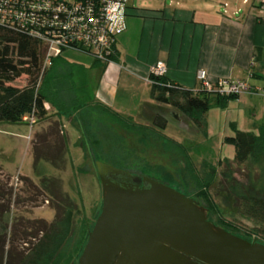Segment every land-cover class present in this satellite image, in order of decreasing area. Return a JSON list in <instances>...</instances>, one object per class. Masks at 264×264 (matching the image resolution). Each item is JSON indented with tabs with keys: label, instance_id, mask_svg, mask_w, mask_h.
Here are the masks:
<instances>
[{
	"label": "rangeland",
	"instance_id": "374dc122",
	"mask_svg": "<svg viewBox=\"0 0 264 264\" xmlns=\"http://www.w3.org/2000/svg\"><path fill=\"white\" fill-rule=\"evenodd\" d=\"M165 1L168 5L171 0ZM192 1L198 0H183V4L189 5ZM62 57L77 63L91 60L89 56L74 51L64 52ZM43 68L42 64V70ZM42 70L40 77L43 75ZM27 83L28 78L23 76L14 84L24 87ZM72 88L77 86L71 85L70 90ZM87 91L74 93L73 97L80 99L79 105L91 104L88 97H91L94 91ZM154 106L157 107L154 111L144 107L136 120L138 125L151 129L155 115L165 117L168 121L166 130L162 133L155 130L157 133L153 135L147 130H124L115 118L113 121L112 117L104 114L96 105H89L84 111L87 114V121H90L83 127L79 125L78 117L67 116V121L70 123L66 126L67 134L61 135V127L55 126L56 122L52 123L54 138L52 142H43L47 149L52 147V150L62 156L60 162H64L65 168L59 171L50 167L52 165L49 162L48 165L36 164L34 158L38 157L39 150L37 144H34L36 147L33 148L34 156L32 155L28 145V127L1 124L0 237L6 241L7 251L10 245L9 251L15 246L18 253L29 252L41 239L42 232H45L41 222L53 224L55 219L59 220L63 217L62 205L72 212L70 224H67L68 240L65 239L60 244L62 250L68 252L72 250L78 240L82 220L85 219L89 226L95 222V212L102 201V186L93 160L81 146L82 140L87 144H90L89 140L99 141V145L94 144V154L98 155L100 162L105 164H113V160L122 158L125 152L132 154L131 159L136 156L141 157L139 162L141 165L137 167L142 170V175L153 176L165 182L175 180L184 190L181 192L185 195L196 196L201 190L198 183H206L205 176L210 169L204 163L216 167L218 169L216 179L212 178V182L208 184L210 193L208 199L213 204L212 212L208 214L209 220L221 228H230L240 235L261 240L262 236L258 232L261 225L246 219L238 205L242 196L264 197V155L239 165L234 162L233 146L226 144L224 140L235 136V130H249L252 128V123H257V126L263 124L264 110L258 106L257 117L253 116V111H246V116L243 117L232 100L230 102L232 109L213 106L204 116L202 125L197 126L174 106L158 103ZM175 115L179 116V121L174 118ZM248 119L250 122L246 123ZM257 129L250 132L258 135ZM14 133H19L21 136ZM161 137L189 148L190 159L170 152L167 154L165 142L160 139ZM87 151L92 153V149ZM220 161L223 162L222 166H219ZM194 173H197L202 180L198 182ZM49 178L60 182L58 190L64 198L63 201L56 197L59 192L57 190L55 195L50 191L49 196L45 195L43 183ZM194 200L201 206L209 207L203 196H196ZM66 227L63 226L62 229L65 230ZM13 253L16 254L15 250Z\"/></svg>",
	"mask_w": 264,
	"mask_h": 264
},
{
	"label": "crops",
	"instance_id": "0c3cea01",
	"mask_svg": "<svg viewBox=\"0 0 264 264\" xmlns=\"http://www.w3.org/2000/svg\"><path fill=\"white\" fill-rule=\"evenodd\" d=\"M158 1L134 0L126 28L116 37L118 54L109 68L93 59L77 63L61 57L46 69L51 100L45 103L48 119L35 120L31 127L22 124L29 130L32 155L34 144L40 153L54 152L44 146L54 138L52 123L59 122L63 135L70 124L67 116L78 117L81 127L89 122L84 113L89 105L112 118L138 117L146 105H155L150 76L159 61L167 65L166 81L192 92L200 90V70L213 79L231 78L264 89V0H198L189 5L183 0H171L168 5ZM71 85L77 88L70 90ZM87 90L94 91L88 97L91 104L79 105V97L73 96ZM233 101L243 117L246 111L257 117L258 106L264 110L261 95L243 94ZM257 125L252 123V130L243 132Z\"/></svg>",
	"mask_w": 264,
	"mask_h": 264
},
{
	"label": "trees",
	"instance_id": "16d2710c",
	"mask_svg": "<svg viewBox=\"0 0 264 264\" xmlns=\"http://www.w3.org/2000/svg\"><path fill=\"white\" fill-rule=\"evenodd\" d=\"M115 51L113 61L116 59L118 54L117 44L115 46ZM62 54L53 59V61L61 58ZM89 58L93 59L90 56ZM43 61L44 49L37 40H34L26 34L11 31L0 25V125H22L25 124L24 117L32 115L37 121H44L48 119L45 103L51 101L48 95L47 86L49 71L45 70L42 77H40ZM100 64L104 65L102 63ZM23 76L28 78L27 85L24 87L15 85L14 83H16V81L21 79ZM150 82L152 84L150 96L154 102L161 105L174 106L180 112L184 113L197 126L202 125L204 116L213 106L226 108L230 100L238 98L235 96L224 97L210 94L201 89L199 91L192 92L166 81L164 77L151 75ZM145 107L151 111H154V109L157 108L154 105H146ZM114 118L126 131L147 130L152 135L154 133L156 134L157 131L162 133L168 126L167 119L160 115H155L153 118V128L151 129L138 125L136 123L138 117H122L117 115ZM54 125L57 127L60 126L58 121L54 123ZM257 130L258 135L253 132L235 130V136L225 138L224 142L234 148V162L239 165H243L249 159L264 155V123L258 126ZM160 139L165 142L164 146L167 154L170 152L179 156L183 155L187 159H190L189 148L185 147L181 143H177L167 138L163 139L161 137ZM89 142L90 144H87L86 142L83 143L82 140L81 146L89 154L95 165L96 161L101 160L98 158V155L94 154V144L97 143L99 145V141L97 140L92 142L89 140ZM65 143L66 141L64 142V145ZM64 148H67V144ZM88 149H92V153L87 151ZM37 156V158H34L36 164H39L41 161H46L51 163L58 171L64 170L65 168L64 162H60L62 161V156L59 152L54 151L53 153H40L38 151ZM122 156L124 158L118 157L117 160H113L114 163H110V165L131 171L133 173L143 174L142 170L137 167V165H141V163H139L142 159L141 157L136 156V158L131 159L133 156L128 152H125ZM222 163L223 162L220 161L219 166H222ZM204 165L210 169L208 173H206L207 176H205L206 183L202 184L199 182L198 180H202L201 177H199L197 173H194L201 189L196 196L205 197V200L209 204V207L205 208L208 210L209 214L212 212L213 204L212 201L208 199L210 197L208 184L212 182V178L216 179L218 169L209 164L207 165L204 163ZM151 177L157 179L156 177ZM163 182L178 189L179 191H184L175 180H173V182H165L163 180ZM43 186L46 196H49V191L53 192L55 195L57 193L55 190H57L59 192L56 197H59L61 201H63L64 198L60 193V190H58L60 188V182L58 183L56 179L49 178L45 179ZM186 196L192 199H195L196 197L190 196L189 194H186ZM238 207L241 214L246 219L261 225L258 232H260L262 239H256L258 242L260 241L264 244V197L242 196L239 199ZM62 208L61 215L63 217L61 219H55L53 224L41 222L45 232H42L43 235L41 239L31 250H29V252L25 251L18 253V249H15V246H13L9 251L10 245L7 251L6 241L0 237V264H77L83 247L87 241L89 231L93 228L95 222L89 226L85 219L82 220L81 229L78 234L79 237L72 250L69 252L67 250H62L60 244L63 240L67 239L66 235L69 232L67 224H70V216H72V212L67 210L65 206L62 205ZM63 226H67L65 230L62 229ZM245 239L251 240L252 238L245 236ZM14 250L16 254L13 253Z\"/></svg>",
	"mask_w": 264,
	"mask_h": 264
},
{
	"label": "water",
	"instance_id": "95a60500",
	"mask_svg": "<svg viewBox=\"0 0 264 264\" xmlns=\"http://www.w3.org/2000/svg\"><path fill=\"white\" fill-rule=\"evenodd\" d=\"M95 168L102 201L77 264H264V244L215 225L178 189L100 161Z\"/></svg>",
	"mask_w": 264,
	"mask_h": 264
},
{
	"label": "built area",
	"instance_id": "2783aa9c",
	"mask_svg": "<svg viewBox=\"0 0 264 264\" xmlns=\"http://www.w3.org/2000/svg\"><path fill=\"white\" fill-rule=\"evenodd\" d=\"M134 0H0V25L37 40L44 49V68L67 51L92 57L106 65L114 63L116 37L126 28ZM167 65L159 61L153 76L165 77ZM200 89L224 97L243 94L261 95L264 89H253L248 83L231 78L213 79L200 70ZM34 116L24 117L33 125Z\"/></svg>",
	"mask_w": 264,
	"mask_h": 264
},
{
	"label": "flooded vegetation",
	"instance_id": "af4514ba",
	"mask_svg": "<svg viewBox=\"0 0 264 264\" xmlns=\"http://www.w3.org/2000/svg\"><path fill=\"white\" fill-rule=\"evenodd\" d=\"M134 174L143 176L142 174H137V173H134ZM140 185L143 187L144 184L140 182ZM99 209H100V207H98V208L96 209V212H95V215H96V216H97L98 213H99ZM96 216H95V217H96ZM223 229L226 230V231H228V232H230V233H232V234H234V235L240 236V237H242V238L245 239V236L236 233V231L233 230V229H230V228H227V229L223 228ZM250 241H251V242H256V243H261L260 241L258 242V240H257L256 238L251 239Z\"/></svg>",
	"mask_w": 264,
	"mask_h": 264
}]
</instances>
